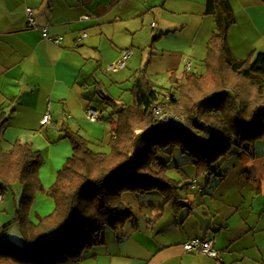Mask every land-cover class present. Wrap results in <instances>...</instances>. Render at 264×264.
<instances>
[{
	"label": "crops",
	"instance_id": "crops-1",
	"mask_svg": "<svg viewBox=\"0 0 264 264\" xmlns=\"http://www.w3.org/2000/svg\"><path fill=\"white\" fill-rule=\"evenodd\" d=\"M229 1L237 20L229 32L234 54L246 59L253 51L264 52L259 49L264 48V3ZM205 5L206 0H0V114L5 111L10 118L4 150L11 151L18 141L47 146L59 138L69 143L65 128L85 137L90 147L100 141L102 127L112 137L115 116L107 119L104 109H97L98 123L86 117L89 107L96 109L107 66L129 48L149 47L158 37L156 46L172 45L174 38V48L154 49L148 76L154 82V76L179 72L193 59L197 42H209L216 32ZM28 7L36 24L48 26V36L61 38L60 44L30 28ZM85 14L90 19L83 21ZM84 33L88 36L82 38ZM46 114L51 123L42 125ZM255 154L254 160L238 156L241 162L224 171L218 165L215 174L200 177L190 158L181 154L176 165L171 160L170 172L177 169L182 175L175 180L185 205L176 210L164 205L158 192L141 195L143 202L125 194L132 227L127 224L121 235L108 230L107 245L89 252L83 264H264V150L256 148ZM189 163L191 171L184 169ZM193 238L214 239L221 259L185 252L182 244Z\"/></svg>",
	"mask_w": 264,
	"mask_h": 264
},
{
	"label": "trees",
	"instance_id": "trees-1",
	"mask_svg": "<svg viewBox=\"0 0 264 264\" xmlns=\"http://www.w3.org/2000/svg\"><path fill=\"white\" fill-rule=\"evenodd\" d=\"M205 15L216 25L205 73L186 72L182 81L172 76L174 92L163 94L146 67L134 74L133 103L120 108L111 96L98 94L116 117L110 153L93 151L85 137L64 129L73 153L47 191L54 211L38 222L31 213L46 190L40 175L44 158L32 143L18 141L4 150L10 118L2 111L0 192L21 183L23 194L13 221L0 228V264H83L88 252L107 245V230L119 232L133 219L125 194L158 192L164 205L181 208V186L169 177L165 158L173 149L193 161L197 177L215 174L214 166L231 154L256 158V144L264 139V52L253 51L246 59L234 54L229 32L237 20L229 0H206ZM159 102L185 123L156 120L151 107ZM12 224L19 226L22 243L9 239Z\"/></svg>",
	"mask_w": 264,
	"mask_h": 264
},
{
	"label": "rangeland",
	"instance_id": "rangeland-1",
	"mask_svg": "<svg viewBox=\"0 0 264 264\" xmlns=\"http://www.w3.org/2000/svg\"><path fill=\"white\" fill-rule=\"evenodd\" d=\"M191 35H193V32H191ZM194 35L191 41H193ZM173 40L174 38L171 39L172 45L168 43H164L162 45L159 44L158 46H156L155 44H151L149 47L145 45H140L137 46V48H129L130 50L133 51V57L127 62L126 68L117 71H110L109 66L117 63L118 62L117 61L115 63L110 64L105 69L106 71L102 76L104 80V86H100V90H99L100 93L111 96L117 102L118 108H120L122 105H131L133 103V97L131 92L132 84L130 82L132 75L136 73L139 69H144L146 67H147V75H148V69L154 63V57L156 54L154 49L159 51L162 49L174 48L175 46ZM206 41L204 38V41H202V43L201 41L197 42L195 46L196 52H194L195 54L192 53L193 59L189 60V63H191V65L193 63V66L189 71H192L193 73L202 74L205 73L206 71L203 64V61L207 56L206 44L208 41L207 42ZM259 49H264V48H259ZM186 71L189 72L187 70V64L184 65L183 63L181 65V69L179 72L174 71L173 73L171 72L169 75L168 73H164V74H160L159 76H154V84L156 85V88L159 91H161L163 94H167L169 93V91L174 92V88L172 89V85H173L171 80L172 76H175L179 80L178 77L182 76L183 73ZM114 81H116L117 84H115ZM95 106L96 109H104L105 112H102L101 114L102 115L105 114L107 119H109V117L111 118L114 112V108L108 107L104 103H102L99 95L98 98L96 99ZM104 124L106 126L108 125L107 123ZM85 125L96 126L97 128L101 126V125H89V123H85ZM101 129H103V127ZM101 129H98L101 131L99 133L100 141L93 142L91 144V149L95 152L108 154L111 151L109 147V143L111 141V135L108 134V132H106L107 134H104V132H102L103 130ZM54 141H57L55 143L56 145L47 144L48 147L45 146L44 144H38V143L34 145L36 146L35 148L37 150L39 149L41 151L44 158V165L41 168L40 175L43 185L46 189L45 192L39 193L36 197L35 204L31 213V220L34 222H38L39 217H46L54 211L55 209L54 201L52 200L51 197H49L47 191L56 182L58 171H60L64 167L67 159L71 157L73 153L71 145L69 147L70 149L66 150V152L63 151V149L67 148V144H69L66 140L61 142L59 138H57ZM256 148L264 150V139H261L257 142ZM171 151L173 153L176 152L174 149ZM238 156H242V155L231 154L228 157H225L224 159L220 160L214 166V168H217L218 165L223 164L222 166L223 168L221 170L224 171L227 167L233 166L234 164L242 161V159H239ZM165 158L166 160L169 159L170 161L173 160V165H176L178 163L179 164L181 163L182 160L181 158H183V156L181 155L180 150L178 149L175 155L173 154L172 156L166 155ZM185 158H189V157L185 156ZM191 166L192 164L189 163L188 165L184 166V169L187 171H191L192 168ZM169 174H170L169 177H171L174 180L182 178L181 173L178 172L177 169H173L171 172L169 171ZM22 194H23V186L21 183L13 184L12 189L3 194L4 201L2 202L1 205L2 207L0 210V228H2L5 224L9 222H12L13 219L15 218L16 206L20 204V201L22 199ZM137 200H141V202H143L141 196H139ZM135 215L136 216L140 215L139 210L136 208H135ZM131 223L132 222H129L128 226L132 227ZM108 232L109 231L107 230V241H108ZM122 233L123 230H120L119 234L121 235ZM8 237L9 239H11L16 243H22L23 238L20 233V228L18 225L12 224L10 226L8 231Z\"/></svg>",
	"mask_w": 264,
	"mask_h": 264
},
{
	"label": "built area",
	"instance_id": "built-area-1",
	"mask_svg": "<svg viewBox=\"0 0 264 264\" xmlns=\"http://www.w3.org/2000/svg\"><path fill=\"white\" fill-rule=\"evenodd\" d=\"M26 14L28 17L30 28H32L34 30H42L45 38L55 42L56 44L61 43V38H53V37L48 36V26L40 27L36 24L32 8L28 7L26 9ZM80 19L83 21H86V20L90 19V16L88 14H85V15L81 16ZM87 36L88 35L86 33H84L82 35V38L87 37ZM79 41H80V39L78 40V42ZM132 56H133L132 50L127 49V50L123 51L119 61L115 64L110 65L109 70L110 71H117V70L124 69L127 66L128 60ZM187 69L188 70L191 69V63H188ZM166 101H169V97L166 98ZM165 107H166L165 103H162V102L156 103L151 107V112H152L153 116L156 118V120H158L164 124L170 123L171 120L177 121V122L182 123V124L185 123L183 118L175 116L174 114H172L170 112H166ZM86 117H87V120L90 121L91 123H96V122H99L101 120L99 111L97 109L91 108V107L88 108V110L86 112ZM51 119H52L51 115L46 114L42 120V125L50 124ZM192 187L199 189L201 193L205 192V190L200 189L196 183L192 184ZM3 201H4L3 193L0 192V210L2 207L1 205H2ZM182 247H183L184 251L187 253H198V254H201V255L209 257V258L218 259V260L221 259V255H220L219 250L216 247L215 240L212 238H207V239L193 238V239L185 241L182 244Z\"/></svg>",
	"mask_w": 264,
	"mask_h": 264
}]
</instances>
